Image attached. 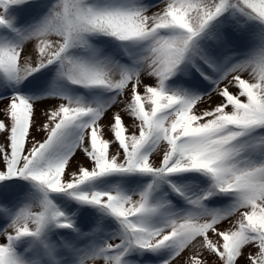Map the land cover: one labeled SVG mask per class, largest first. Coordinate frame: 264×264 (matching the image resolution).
<instances>
[{"label": "snow or ice", "instance_id": "1", "mask_svg": "<svg viewBox=\"0 0 264 264\" xmlns=\"http://www.w3.org/2000/svg\"><path fill=\"white\" fill-rule=\"evenodd\" d=\"M0 264H264V0H0Z\"/></svg>", "mask_w": 264, "mask_h": 264}, {"label": "rangeland", "instance_id": "2", "mask_svg": "<svg viewBox=\"0 0 264 264\" xmlns=\"http://www.w3.org/2000/svg\"><path fill=\"white\" fill-rule=\"evenodd\" d=\"M127 119V118H126Z\"/></svg>", "mask_w": 264, "mask_h": 264}]
</instances>
